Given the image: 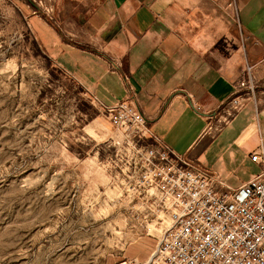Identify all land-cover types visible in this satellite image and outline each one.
Returning a JSON list of instances; mask_svg holds the SVG:
<instances>
[{"label":"rangeland","instance_id":"374dc122","mask_svg":"<svg viewBox=\"0 0 264 264\" xmlns=\"http://www.w3.org/2000/svg\"><path fill=\"white\" fill-rule=\"evenodd\" d=\"M72 3L0 0V264L143 262L163 231L165 213L155 196L149 199V168L138 153L157 143H128L131 128L111 127L36 39L35 33L56 31L64 41L94 43L78 30L83 12ZM227 7L235 17L237 2L228 0ZM257 78L245 64L237 92L187 154L198 158L206 141L264 96V79ZM225 129L219 138L229 134ZM203 165H210L207 159ZM258 170L245 164L250 175ZM244 177L228 182L237 186Z\"/></svg>","mask_w":264,"mask_h":264},{"label":"crops","instance_id":"0c3cea01","mask_svg":"<svg viewBox=\"0 0 264 264\" xmlns=\"http://www.w3.org/2000/svg\"><path fill=\"white\" fill-rule=\"evenodd\" d=\"M227 1L73 0L83 12L78 30L94 43L64 41L56 31L35 36L96 105L134 98L153 134L184 154L196 148L208 119L220 115L237 92L245 64L264 79V0H235V17L227 14ZM227 126L229 134L219 138ZM237 140H245L249 151L264 148V96L241 109L199 153L230 188L253 176L245 171L252 162L248 151ZM239 173L245 179L229 184Z\"/></svg>","mask_w":264,"mask_h":264},{"label":"built area","instance_id":"2783aa9c","mask_svg":"<svg viewBox=\"0 0 264 264\" xmlns=\"http://www.w3.org/2000/svg\"><path fill=\"white\" fill-rule=\"evenodd\" d=\"M127 81L128 76L122 75ZM242 85V84H241ZM239 90V89H238ZM111 127L126 133L128 143L152 138L157 148L138 149L149 173V199L159 201L165 218L155 247L143 262L129 264H264V148L247 150L258 173L235 188L204 166L199 158L178 154L153 134L134 98L113 105L98 101ZM239 139V138H238Z\"/></svg>","mask_w":264,"mask_h":264},{"label":"bare ground","instance_id":"6f19581e","mask_svg":"<svg viewBox=\"0 0 264 264\" xmlns=\"http://www.w3.org/2000/svg\"><path fill=\"white\" fill-rule=\"evenodd\" d=\"M151 226H153V225H151ZM151 228H153V227H151Z\"/></svg>","mask_w":264,"mask_h":264}]
</instances>
